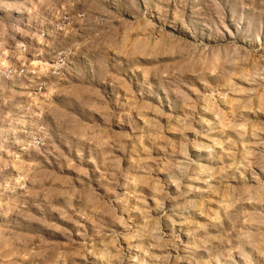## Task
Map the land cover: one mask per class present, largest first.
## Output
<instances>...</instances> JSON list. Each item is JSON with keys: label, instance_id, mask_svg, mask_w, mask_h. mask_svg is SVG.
<instances>
[{"label": "rangeland", "instance_id": "374dc122", "mask_svg": "<svg viewBox=\"0 0 264 264\" xmlns=\"http://www.w3.org/2000/svg\"><path fill=\"white\" fill-rule=\"evenodd\" d=\"M0 264H264V0H0Z\"/></svg>", "mask_w": 264, "mask_h": 264}]
</instances>
